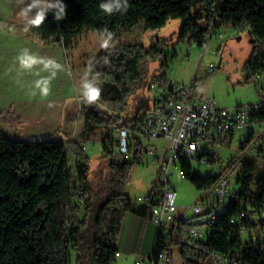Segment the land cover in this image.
Segmentation results:
<instances>
[{
    "label": "trees",
    "instance_id": "1",
    "mask_svg": "<svg viewBox=\"0 0 264 264\" xmlns=\"http://www.w3.org/2000/svg\"><path fill=\"white\" fill-rule=\"evenodd\" d=\"M128 2L127 12L107 15L99 8L101 0H63L67 6L66 16L58 20L49 11L43 23L32 27V34L42 43L59 41L70 50L84 32L102 34L107 27L113 35L120 28L130 29L141 22L147 29H158L171 19L181 18L183 23L177 41L205 47L207 42L203 37L212 25H215V33L222 26L231 25L240 31L250 29L254 37V49L245 70L254 77L264 71V0ZM221 49L222 45L219 51ZM148 53L144 45H126L103 53L92 62L91 81L111 89L99 96L102 95L107 103L99 98L93 103L86 102L85 97L80 98L85 103L82 111L87 129L95 130L111 123L118 128L143 125L152 100L151 82L169 79L167 61L153 77L148 79L143 74L147 69L145 57ZM193 82L196 91L197 80ZM260 101L263 106L253 110L251 118L264 123V98ZM247 144L242 143V149ZM113 149L106 135L102 158L107 175L97 174L95 182L92 160L80 142L69 141L68 145L52 136L33 141L11 140L0 132V264H70L72 250L77 254L78 264L116 262V240L125 214L133 211L147 216L149 206L136 207L126 192L132 168L143 151L134 150L133 161L117 163ZM69 150L74 154L76 167L70 163ZM209 162L215 163V157ZM237 166L241 167L238 179L241 186L223 213L228 220L249 204L264 206V173L257 174L260 164L233 158L223 173L206 178L198 175L187 162L182 163V170L185 177L187 170V178L202 190ZM223 226L224 232L218 231L209 240L213 248L230 250L250 264H264V250L242 245L237 225L225 220ZM232 232L237 235L229 241L228 235ZM184 254L189 263L199 264L194 259L201 256L190 251Z\"/></svg>",
    "mask_w": 264,
    "mask_h": 264
},
{
    "label": "rangeland",
    "instance_id": "2",
    "mask_svg": "<svg viewBox=\"0 0 264 264\" xmlns=\"http://www.w3.org/2000/svg\"><path fill=\"white\" fill-rule=\"evenodd\" d=\"M182 23L183 19L174 18L158 29H147L144 22L130 29L120 28L112 35V41L108 48L101 46L104 36L98 32H84L80 35L75 40L69 60L66 62V67L71 71H67L68 69L66 70L64 65H61L67 83L74 80L73 86L69 84L67 91H73L75 94L73 99L66 100V104L75 102V109L66 115L61 132L58 129L56 132L53 131L55 130L53 124L36 117L38 109L37 112H28L27 110L28 114L22 115L20 111L22 104L19 102L23 95H28L29 98H39L40 92H35L34 89L44 81L47 86H52L50 79L52 65L45 67L46 58L42 63H36L39 64L36 67H40V69L36 68L33 71L35 67H31L28 72L23 70H27V68L21 65L19 59L25 49L29 52L34 48L35 51L43 53L45 45L49 43L45 44L36 39L32 34V27L25 31L26 19L21 15L20 6L16 4L15 0H0V104L10 105L12 103L14 107L0 112L1 134L11 140L33 141L54 135V138L62 139L64 137L62 140L68 145L69 141L83 142L85 153L92 160L93 180L97 182V174L100 177H105L107 168L102 158L104 154L102 143L108 129L107 126L95 130L85 127L82 111L85 103L80 101V98H84L83 85L91 81L92 62L103 53L117 50L126 45L141 44L146 47V51L149 53L145 57L147 69L143 74L148 79L159 73L161 65L167 61L170 78L174 77L185 83H191L196 79L198 89V92L196 89V93L214 98L223 108L254 104L264 98V71L254 77L245 70V65L252 55L255 44L250 29L240 31L231 25L224 26L223 29H218L216 34H212L207 47H200L177 41ZM219 33L223 36L221 37ZM220 44L222 49L219 51ZM210 63H214L218 67L212 74H208ZM32 74L36 76V79L33 80L30 77L28 80ZM93 83L101 89V94L109 93L111 89L100 86L97 82ZM59 91L60 93L56 94L57 97L62 94V91ZM51 93L52 91L49 92L50 102L47 105L45 102V108L53 101H59ZM99 99L107 103L102 95ZM65 109L68 112L71 107L66 106ZM137 137L145 147L149 144L146 138L140 135ZM230 138H232V142L220 146L215 155V163L192 161L198 175L203 178L219 175L227 169L233 158L254 161L260 164L257 174L264 173V141L260 140L248 148L242 149L240 134L231 135ZM164 144H166L164 139L158 140V145L161 148ZM69 151L70 163L76 167L74 154L72 150ZM134 158L135 156L132 155L130 161H133ZM157 170L158 163L153 161L152 155L143 152L139 162L135 163L132 168L130 181L126 188V192L133 202L150 193L154 186ZM172 172V182L178 192L180 203L183 206L191 205L201 196L202 191L197 189L188 178H182L181 166L177 170L173 169ZM241 174L240 166H237L229 174L234 190L240 189L241 183L238 179ZM178 257L179 255L176 254L177 264H181L182 261ZM70 264H78L77 254L74 250L71 251ZM114 264H136V258L123 255L118 257Z\"/></svg>",
    "mask_w": 264,
    "mask_h": 264
},
{
    "label": "built area",
    "instance_id": "3",
    "mask_svg": "<svg viewBox=\"0 0 264 264\" xmlns=\"http://www.w3.org/2000/svg\"><path fill=\"white\" fill-rule=\"evenodd\" d=\"M212 34H216L215 25L203 37L207 44ZM217 68L210 63L208 74ZM150 87L151 105L142 126L132 124L118 128L112 123L107 126L108 140L114 145L115 162L130 160L134 150L140 149L150 153L153 161L158 163L153 188L148 195L138 198L139 202L149 206L151 220L157 227L156 246L152 253L140 255L136 264H177L176 254L181 264H193L187 261L185 251L201 256L194 259L199 264H250L230 250L213 248L209 240L218 231L224 232L223 221L226 220L228 224L238 226L242 245L264 250V206L249 204L248 208H240L225 219L222 206H225L226 197H235L238 191L232 188L229 174H223L213 185L202 189L194 203L183 206L172 182V171L177 170L174 158H181L190 165L193 160L209 162L220 146L232 142L230 136L237 133L241 135L242 143H248L246 148L264 141V123L251 118L253 110L263 106L262 101L223 108L214 98L198 95L193 81L185 83L174 77H169L166 82L155 79ZM138 135L149 141L146 147ZM160 139L166 141L162 148L158 145ZM187 175L186 170V177L182 178ZM236 235L232 232L228 240H233ZM120 256L118 250L116 257ZM188 258L192 259V256L188 255Z\"/></svg>",
    "mask_w": 264,
    "mask_h": 264
},
{
    "label": "crops",
    "instance_id": "4",
    "mask_svg": "<svg viewBox=\"0 0 264 264\" xmlns=\"http://www.w3.org/2000/svg\"><path fill=\"white\" fill-rule=\"evenodd\" d=\"M224 26H228V25H224ZM224 26H222L221 29H223ZM219 47H221V44ZM71 49L66 50L62 42L53 41L45 45L44 47L45 51L43 53L41 51H35L34 48L30 50L28 53L36 57L38 60L45 61L46 58V62H48V60H52L55 62L54 64H52V72H51L52 77L50 78L52 80V86H48V87L50 91H52L51 95H53V97L55 96V98L58 99L59 101L58 102L53 101L49 106L45 108V102L46 105L50 102L49 94L46 96L41 95V89L46 85L45 81L41 85H39V87L37 86L34 89L35 92H40L38 95L39 98L38 97L29 98L28 95H23L19 101L22 104V110H20L22 115L24 114L27 115L28 112H32V111L37 112L38 109L39 112L37 113L36 117L38 119H41L43 121L45 120L53 124V128L55 127V130L53 131L56 132L57 129L60 130L61 132L62 128L64 127L66 115L73 112L75 109V102L66 104V100L68 98L73 99V96L75 94L73 93V91L71 92L67 91L68 85L70 84L73 86L74 80L73 79L70 80V83L68 84L65 77V73L61 69V65H64L66 70L68 69L66 67V62L67 60H69L70 57L69 54ZM68 62L70 63V61ZM37 65L39 66V64H34L32 66L35 67L33 71L36 68L40 69V67H36ZM23 70L28 72L31 69L27 68V70L25 69ZM67 71H71V70L68 69ZM30 77H32L31 79L33 80L36 79V76L34 74H32V76H29L28 80ZM45 80H47V77H45ZM59 90L62 91V94L61 96L58 95L57 97L56 94L60 93ZM66 106L71 107V109L68 112H66L65 109ZM12 107H13L12 103L10 105L0 104V112L9 110ZM50 136L54 137V135H48V137ZM55 139L62 140L60 139V137L58 138L55 137ZM81 144L84 146L83 142H81ZM133 203L136 207L142 204L141 202H139V200H136ZM156 241H157V227L151 220L150 211L148 212L147 216H143L138 212H133V211H129L125 214L121 226V232L116 240V246L118 250L121 252L120 257H122L123 255H128L131 256L132 258L135 257L137 261L140 255L146 256L154 251L156 246Z\"/></svg>",
    "mask_w": 264,
    "mask_h": 264
},
{
    "label": "clouds",
    "instance_id": "5",
    "mask_svg": "<svg viewBox=\"0 0 264 264\" xmlns=\"http://www.w3.org/2000/svg\"><path fill=\"white\" fill-rule=\"evenodd\" d=\"M15 2L18 6H20L21 15L26 19L25 31H27L29 27H38L41 23H43L49 11H51L54 14L55 19L58 20L63 19L67 14V6L63 3V0H15ZM99 8L107 15L124 13L127 12L129 8V2L128 0H101ZM102 35L104 36V39L101 46L103 48H108L110 46V42L112 41V33L107 27H105L102 30ZM19 59L21 65L26 68H31L34 64L43 62L29 54L26 49ZM54 63V61L48 60L45 67ZM37 86L39 87V84ZM83 87V95L86 102L93 103L99 98L101 89L93 82H86ZM49 91V87L45 85L41 89V95L46 96L49 94Z\"/></svg>",
    "mask_w": 264,
    "mask_h": 264
},
{
    "label": "bare ground",
    "instance_id": "6",
    "mask_svg": "<svg viewBox=\"0 0 264 264\" xmlns=\"http://www.w3.org/2000/svg\"><path fill=\"white\" fill-rule=\"evenodd\" d=\"M180 162L183 163L184 160L181 159V158H174V166L176 168H179V166L182 167V164L180 165ZM182 174L185 177V172L183 170H182ZM233 199H235V197H226L225 206H222V214L229 208V206H230V204H231V202H232Z\"/></svg>",
    "mask_w": 264,
    "mask_h": 264
}]
</instances>
